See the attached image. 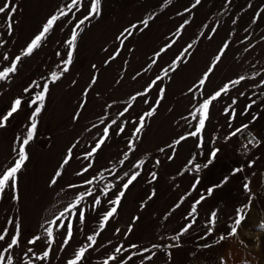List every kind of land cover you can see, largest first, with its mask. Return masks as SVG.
Masks as SVG:
<instances>
[{"label":"rangeland","instance_id":"374dc122","mask_svg":"<svg viewBox=\"0 0 264 264\" xmlns=\"http://www.w3.org/2000/svg\"><path fill=\"white\" fill-rule=\"evenodd\" d=\"M12 2L17 12L11 34L6 14H0V71L16 56L22 59L17 72L0 81V116L15 99L23 103L0 128V171L17 159V137L26 136L33 112L29 100L45 83L49 88L34 139L26 149L29 158L18 174L19 198L13 199L11 189L0 196V231L7 228L10 237L15 224L20 225V243L10 253L14 264H68L80 247L89 245L87 236L96 232L100 233L96 244L80 264H264V0H201L196 7H192L196 0H101L99 17L77 30L72 64L62 75L61 61L68 52L65 41L87 15L91 0H84L74 18L69 13L58 20L28 57H23V50L49 17L62 7L67 11L71 0ZM3 3L0 0V6ZM210 66L206 83L199 87ZM54 72L60 77L55 82ZM240 77H245L240 84L230 83ZM226 84L230 90L213 102L200 136H190L197 124L191 114ZM160 88L165 91L157 105ZM144 92L147 95H137ZM133 96L137 98L132 100ZM153 107L156 111L147 117ZM141 117L145 126L130 149ZM105 127L108 137L89 155ZM237 129L241 131L233 136ZM248 136L250 144L244 139ZM181 137L187 138L177 144ZM213 150H218L214 162L197 170ZM236 169L241 171L233 174ZM58 170L61 175L52 184ZM135 172L140 175L101 231L102 217L113 206L109 201ZM88 180L92 183L86 184ZM109 184L111 189L106 188ZM209 188L214 189L210 196ZM89 189L93 196L86 195ZM81 193H85L79 205L85 211L84 223L76 209L65 212ZM94 198L100 205H93ZM239 209H244V219L237 234L229 236ZM61 212L68 219L61 217L57 224L67 226L70 219L73 226L72 239L63 249L65 229H54L51 246L45 231ZM213 212L215 224L210 223ZM189 223L192 227L180 235ZM35 236L41 240L29 244ZM8 237L0 242V251L7 247ZM118 246H123L120 253L115 251ZM45 250L49 257L36 259ZM113 256L115 260L110 259Z\"/></svg>","mask_w":264,"mask_h":264},{"label":"snow or ice","instance_id":"6c2138e0","mask_svg":"<svg viewBox=\"0 0 264 264\" xmlns=\"http://www.w3.org/2000/svg\"><path fill=\"white\" fill-rule=\"evenodd\" d=\"M200 2H201V0H196V3L193 4L192 7H196V5L200 4ZM229 2H230V0H229ZM83 6H84V0H71V3L65 6L67 8V11H65V8L62 7L61 9H59L58 15L54 14L51 17H49L48 20L46 21V23L43 25L39 34H37L31 40V42L27 45V47L23 50V57L31 56L36 49L41 47L42 42L47 39V35L54 28V26L56 25L58 20H60L62 17H67L69 15V13H71L72 17L74 18L76 15V12L81 11ZM16 12H17V7L12 2V0H4L3 5L0 6V14H6V23L8 24L9 34H11V30H12L13 23H14L12 18ZM100 14H101V0H91V3L88 5L87 15H85L82 19L78 20V22L75 24V26L72 29L71 37L65 41V44L68 46V52H67V58L65 60L61 61V64L63 65L61 75L63 73L68 72L69 71V65L72 64L73 53L75 50V45H76L77 36H78L77 30L82 31L83 29L81 28V25H84L86 23V21H90L93 17H99ZM257 15L259 16V13H257ZM142 23L144 24L145 27L148 26L147 20L142 21ZM135 27L136 26H133V28H135ZM125 32H127L128 35H132V33L129 32L127 29L125 30ZM121 35L123 36L124 34L122 33ZM125 38H127V37H125ZM118 39H120V38L118 37ZM121 42H123V41H121ZM170 46L171 45H169V47ZM188 48H191V45H188ZM226 48H227V44L224 45V49H226ZM224 49H222L221 52L217 55V57H216L217 62H219L221 56L223 55ZM161 51H164V49H162ZM185 53H187V49H185ZM56 55L60 56V53L57 52ZM157 55H159V53ZM3 59L8 60L9 57L7 55H5L3 57ZM21 59H22L21 56H16L15 59L11 62V65L9 67H5L2 71H0V81L6 80L10 74H15L17 72L18 64L21 61ZM176 63L177 62L174 61L173 65L171 66L173 68V70H174ZM93 68H95V65H93ZM211 71H212V67L210 66L209 72H206L204 74V76L199 80V82H198L199 87H202L206 83ZM164 72H165V75H167L168 70L165 69ZM59 78L60 77L55 72L52 73L53 82H55V80H57ZM158 79H159V77H158ZM244 79H245V77H240L239 79L231 81L230 83L234 84V85H238ZM92 83H95V77L93 78ZM155 83L156 82L153 81V85ZM36 87L41 88L40 85H36ZM48 90H49L48 84L45 83L42 86L41 90L39 92L35 93L33 95V97L28 102V107L33 108V112L31 114V116L29 117V125L26 126L27 127V133H26V136L23 138L17 137V143L19 144V147L14 149V151L16 152V155H17V159L15 160V163L11 167L6 168L3 171H0V196H2V194H4L7 189H11L13 192V199L19 198L17 195L18 178H19L18 174L20 173V171L22 170L23 166L26 164V162L29 158L26 149H27V146L29 145V143L34 139V136H35V133L37 130V123H38L37 118L40 116L42 109L44 108V101L46 99V95L48 93ZM229 90H230L229 86L227 84L224 85V87L222 89H220L219 91H216L212 96H210L206 99H203L202 103H200L199 106L196 107L195 112L192 113L191 115H192V119L197 121V124H196L195 130L192 131L191 133H189L190 136H193V137H199L200 136V133L205 128L206 121L209 119L210 107L213 105V102L217 101L219 98H221L222 94L227 93ZM28 91H29V89H25V93H27ZM164 91L165 90L163 88L159 89L160 96L157 99V102H156L157 105L159 104V100L163 98ZM190 91H192V90L190 89ZM137 95L138 96L139 95H147V92L138 93ZM136 98H137L136 96H133L131 99L135 100ZM145 102L147 103V101H145ZM22 103H23V101L21 98H17L14 100V102L11 105L10 110L7 111V113L4 114L3 116H0V128H4L7 126L9 119L11 117H13V115L21 109ZM232 103L235 104L236 101L233 100ZM129 107H131V105H129ZM125 111H127V109H125ZM155 111H156V108L153 107L151 110H149L146 113V116L151 117ZM225 114H228L227 110L225 111ZM120 115H124V113L122 112V113H120ZM111 123L116 124V120H113ZM144 126H145V119H144V117H141L139 122H138V126L134 129V136H133V138H131V140L129 142L128 147L130 149L133 148V141L138 138V135L141 133V130L143 129ZM244 127L247 128V125H244ZM123 131H124V128L120 127L119 132L123 133ZM239 131H241V129H237L235 132L232 133V135L235 136L237 134V132H239ZM108 135H109V127H105L104 128V136L96 143L95 147L92 150V153H89V155H93L97 150H99L101 148V146L104 144L105 139L108 137ZM186 138L187 137H181L179 140L176 141V143L179 144L181 142V140H184ZM161 151H163V149H161ZM217 152H218V150H213L212 152H210L209 158L204 165H202V166L196 165L197 170H199L201 167L206 168L209 165H211L217 156ZM70 157H71V149L69 150V156L65 158V160L63 161V164H65V165L68 164ZM126 158H127V154H125V159ZM169 158L171 159L172 157H169ZM121 163H123V161H121ZM140 163L142 164L143 162H140ZM156 163L158 164L159 161H157ZM61 167H63V165ZM136 167H140V164H137ZM84 171H87V168L84 169ZM239 171H241V169H236V170H234L233 174H235ZM60 175H61V172L58 170L56 172V176L53 177L51 183L55 184L56 178L59 177ZM124 175L127 176L128 173H124ZM139 175H140L139 172L133 173L127 179V182L122 185V187H121L120 191L118 192L116 198L114 200L109 201V203L113 206L102 217L101 223L99 225V228L101 231L106 227L110 218H112L114 216V214L117 212V207L120 205L121 198H123L125 191L137 179V177ZM151 176H152L153 180L156 178L155 173H152ZM198 182L199 181L197 180V183ZM226 182H227V177L225 178L223 183H226ZM85 183L91 184L92 180H88ZM69 187H75V185H70ZM215 187H220V185H216ZM106 188L111 189L112 185L109 184L106 186ZM244 188H245V191L249 190V186L247 183L244 185ZM213 191H214L213 188H209L208 189V195L209 196L212 195ZM104 194L107 195V192L105 191ZM86 195L93 196V193L89 189L88 192L86 193ZM84 197H85V193H81L79 195L78 199L73 204H71L69 206V208H67L65 210V212H67V213H72L73 209H76L78 211V219H79L80 223H84V221H85V211L79 207L80 202L82 200H84ZM149 199H151V197H149ZM202 199H203V197H201V200ZM200 202L201 201L198 200L193 205V207L191 209V211L193 213L196 212V204H199ZM100 203H101V201L99 198H94V201H93L94 206L100 205ZM179 206L180 205L178 203L176 205V207H179ZM65 212H61L60 216H57L54 220H51L48 222L49 226L45 229V231L47 233V237H48L47 243L49 244V246H51V244L54 242V240H53L54 229L57 231H59L60 229H65V231H66V236L64 238L63 245L61 246V249H63V247L66 246L68 244V242L72 239L73 226H72L71 220L69 219L67 226H65V224L63 222L57 224V221H59L61 219V217H65V219H68V217L65 216ZM243 212H244V209L238 210L236 219L234 220L235 227H231V230L228 234L229 236H235L237 234V229L241 225V223L244 219ZM135 219H137V218H134V222H135ZM215 222H216V213L213 212L211 214V217H210V223L215 224ZM8 223L12 224L13 221L10 220V221H8ZM191 227H192L191 223L186 225L181 230L180 235L187 233ZM118 231L119 230H117V232ZM128 231L129 232L132 231L131 227H129ZM19 233H20L19 223L15 224V234L11 235L10 237H8L7 228H5L3 231H0V242L6 241V237H8L7 247L4 248L2 251H0V264H14L13 258L10 255V253H11V250L13 248L17 247L20 243ZM99 234H100L99 232H96L94 235L87 236V240L89 241V245L80 247L79 250L75 253V258L72 260H69L68 264H80V262L85 257V254L89 251V248L96 244V237ZM208 234H211V229H209ZM180 235L176 236L174 239L179 240ZM220 239L224 240L225 236L221 235ZM39 240H41V237L35 236L33 239L29 240L28 243L29 244H35ZM122 247L123 246H118L115 249V251L117 253H120ZM132 247H136V246L133 245ZM167 247L171 248V247H173V245L169 244ZM28 251L31 252L32 249H29ZM145 251H148V250L146 249ZM26 255H27V253H26ZM49 255H50L49 250H45L43 252V256H36V259L44 260V259H47L49 257ZM110 259L115 260V256L110 257ZM129 259H131V257H129ZM148 259H151V257H148ZM105 264H108V261H105Z\"/></svg>","mask_w":264,"mask_h":264},{"label":"bare ground","instance_id":"6f19581e","mask_svg":"<svg viewBox=\"0 0 264 264\" xmlns=\"http://www.w3.org/2000/svg\"><path fill=\"white\" fill-rule=\"evenodd\" d=\"M249 144H250V142H251V138L248 136V137H246V138H244ZM252 143V142H251ZM247 144V143H246ZM251 147V146H250Z\"/></svg>","mask_w":264,"mask_h":264}]
</instances>
